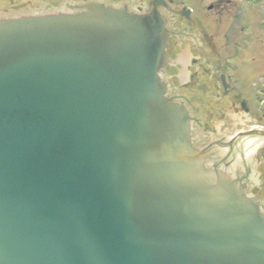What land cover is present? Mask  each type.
<instances>
[{"label": "water", "instance_id": "water-1", "mask_svg": "<svg viewBox=\"0 0 264 264\" xmlns=\"http://www.w3.org/2000/svg\"><path fill=\"white\" fill-rule=\"evenodd\" d=\"M164 24L0 20V264H264V213L166 95Z\"/></svg>", "mask_w": 264, "mask_h": 264}, {"label": "flooded vegetation", "instance_id": "flooded-vegetation-1", "mask_svg": "<svg viewBox=\"0 0 264 264\" xmlns=\"http://www.w3.org/2000/svg\"><path fill=\"white\" fill-rule=\"evenodd\" d=\"M91 4L158 9L167 30L159 71L167 97L187 109L205 164L226 172L264 213V0H0V20Z\"/></svg>", "mask_w": 264, "mask_h": 264}]
</instances>
